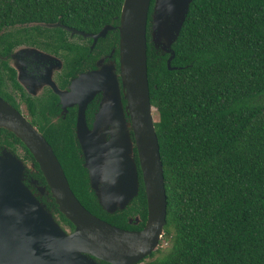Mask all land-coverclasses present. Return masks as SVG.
Masks as SVG:
<instances>
[{
    "label": "trees",
    "instance_id": "16d2710c",
    "mask_svg": "<svg viewBox=\"0 0 264 264\" xmlns=\"http://www.w3.org/2000/svg\"><path fill=\"white\" fill-rule=\"evenodd\" d=\"M123 2L0 0V43L23 33L54 54L86 56L87 46L68 41L65 31L94 35L105 26L118 27ZM154 2L147 77L167 202L160 245L167 246L139 264H264V0H192L171 47L173 70L169 55L162 57L150 41ZM118 44L113 29L87 61L111 57L119 66ZM61 132L62 143L46 137L81 205L113 226L140 230L142 224H127L129 216L146 218L140 174L131 203L106 213L90 188L71 128ZM38 179L46 185L41 174Z\"/></svg>",
    "mask_w": 264,
    "mask_h": 264
},
{
    "label": "water",
    "instance_id": "95a60500",
    "mask_svg": "<svg viewBox=\"0 0 264 264\" xmlns=\"http://www.w3.org/2000/svg\"><path fill=\"white\" fill-rule=\"evenodd\" d=\"M152 0H124L119 26H105L90 35L92 47L106 34L119 33V68L103 60L98 70L75 80L68 100L79 106L76 137L98 205L108 214L124 210L137 196L139 180L132 152L134 137L147 204V221L140 231L113 226L87 211L72 192L65 173L45 138L0 98V129L25 145L37 163L61 213L74 229L59 228L43 215L35 195L24 185L21 161L0 156V264H139L159 249L166 223V194L159 145L155 132L147 77V25ZM192 0H155L150 41L161 56L174 58L176 42ZM46 28L57 24H30ZM111 57H109L110 59ZM117 72V73H116ZM101 94V108L92 131L85 123L89 101ZM126 106L123 107L121 98ZM128 119V121H127ZM103 129L108 130L107 142ZM110 129V130H109ZM45 190V188H43ZM45 216V217H44Z\"/></svg>",
    "mask_w": 264,
    "mask_h": 264
},
{
    "label": "flooded vegetation",
    "instance_id": "af4514ba",
    "mask_svg": "<svg viewBox=\"0 0 264 264\" xmlns=\"http://www.w3.org/2000/svg\"><path fill=\"white\" fill-rule=\"evenodd\" d=\"M65 32L68 41L74 42L78 46H87L86 56H70L71 53L68 50H62L58 54H54L45 50L39 42V45L36 41L29 43L26 40L27 35L23 33L11 34L4 42L0 43V98L13 107L37 133L45 138L48 144L47 139L49 138L62 143L64 137L61 129L71 128V135L80 150V156L84 163L80 144L75 133L79 106L71 103L67 95L76 79L83 74L98 70L100 61L103 60L104 64L109 61L116 63V61L101 57L93 61H87L90 54L95 56L98 52L95 49L96 44L92 47L93 42L91 39L90 42L85 43V38L82 35ZM118 68L119 66L116 65L117 72ZM101 99L102 95L96 94L87 104L85 123L88 131L93 129L95 116L101 108ZM121 101L123 107H125L126 101L123 96ZM71 118H73L72 122L68 120ZM103 132L104 135H107L105 140L108 142L111 136L108 130L103 129ZM129 134L133 142L132 152L139 180L141 171L137 149L131 130ZM4 154L11 155L28 165L23 173L24 185L35 195L43 215L46 218L49 217L52 222L55 221L59 228L63 230L67 228L65 227L67 224L58 219L56 209L59 210L49 188L38 179L41 172L31 153L14 134L5 129H0V156ZM39 187L45 188V190L41 192L38 190ZM136 216L127 217V224L132 228L142 224L140 229L142 230L147 221V209L144 220ZM68 225L71 226L72 230L74 229L72 224ZM129 231L135 230L129 229ZM92 259L98 264H108Z\"/></svg>",
    "mask_w": 264,
    "mask_h": 264
},
{
    "label": "rangeland",
    "instance_id": "374dc122",
    "mask_svg": "<svg viewBox=\"0 0 264 264\" xmlns=\"http://www.w3.org/2000/svg\"><path fill=\"white\" fill-rule=\"evenodd\" d=\"M150 27H151V25H150ZM153 119H154V121H156L157 120V114H156V112L155 111H153ZM10 156V155H9ZM22 163V162H21ZM22 165H23V167H24V169L27 167L28 168V165H25L24 163H22ZM30 168V167H29ZM24 173V172H23ZM23 180H24V175H23ZM38 190L39 191H43L44 189L42 188V187H39L38 188ZM166 246H167V243H163L162 245H160L159 244V248L161 247V248H166Z\"/></svg>",
    "mask_w": 264,
    "mask_h": 264
}]
</instances>
